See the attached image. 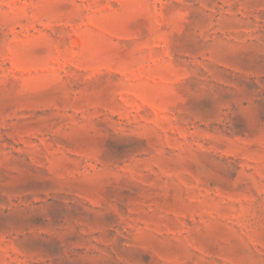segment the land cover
Masks as SVG:
<instances>
[{"label":"rangeland","instance_id":"rangeland-1","mask_svg":"<svg viewBox=\"0 0 264 264\" xmlns=\"http://www.w3.org/2000/svg\"><path fill=\"white\" fill-rule=\"evenodd\" d=\"M0 264H264V0H0Z\"/></svg>","mask_w":264,"mask_h":264}]
</instances>
